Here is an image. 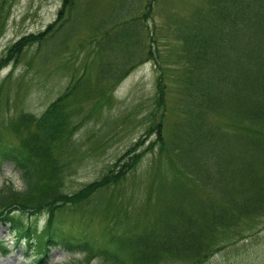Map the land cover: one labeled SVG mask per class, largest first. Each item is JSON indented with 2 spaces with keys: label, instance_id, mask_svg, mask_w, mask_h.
<instances>
[{
  "label": "trees",
  "instance_id": "trees-1",
  "mask_svg": "<svg viewBox=\"0 0 264 264\" xmlns=\"http://www.w3.org/2000/svg\"><path fill=\"white\" fill-rule=\"evenodd\" d=\"M82 1L63 0L57 18L46 30L27 34L7 48L0 58V68L3 64H16L31 45L42 47L59 33L74 28L75 12ZM200 1L202 3L188 15L178 10L170 12L168 6L163 9L166 26L180 47L181 91L179 97L168 101L167 83L160 75L156 96L160 116L153 113L155 123L146 137H154L146 149L158 156L167 154L172 160L179 159V163L178 168L169 172L176 175L170 183L175 205L170 206L172 199L164 202L162 213L153 218L149 231L134 237H113V245H110L57 224L60 211L63 214L75 208L80 212L93 207L102 192L123 181L146 154L145 150L141 151L140 140L93 182L73 193L60 192L62 170L52 160V148L58 139L72 135L65 106L70 92L55 99L41 117L24 115L27 121L29 116L38 121L37 132L29 130L17 137V145L0 147V164L10 162L21 171L30 196L29 200L23 199L10 185L1 189L0 218L11 229L15 246H20L25 238V244L38 250L37 262H43L54 247L74 258L67 264H92L96 260L100 261L97 264H169L172 258L205 264L228 246L217 238L223 227L230 229L234 224L264 217V0ZM137 2L139 0H118L108 18L110 27L104 29L107 24L100 22L98 32L94 31L102 35L99 42L110 45L142 38V29L148 27L145 17L153 11L154 0L145 3L143 11L130 14L136 11L133 7ZM148 34L155 46L156 30L150 28ZM154 52L150 47L147 55L153 56ZM170 107L178 114L171 125L172 131L166 124ZM218 110L227 111L226 117L232 122L226 128L228 131L210 123ZM26 120L18 121L12 129L19 130L27 124ZM43 132L54 138L41 147ZM64 134L66 137L61 136ZM24 147H32V151ZM37 158L38 163L41 162L39 169L46 174L35 187L37 168L33 164ZM252 167H258V171H249ZM158 171L163 179L166 169L160 170L158 164ZM202 175L208 184L221 188L227 204L225 211H219L211 203L204 204L193 195L190 189L196 187ZM188 199L193 204L191 209L183 205ZM28 209L32 217L47 211L42 231L15 215L17 211ZM258 231L260 228L251 227L249 233L239 235V240ZM0 249L6 253L8 244L0 242Z\"/></svg>",
  "mask_w": 264,
  "mask_h": 264
},
{
  "label": "rangeland",
  "instance_id": "rangeland-1",
  "mask_svg": "<svg viewBox=\"0 0 264 264\" xmlns=\"http://www.w3.org/2000/svg\"><path fill=\"white\" fill-rule=\"evenodd\" d=\"M62 1L0 0V58L21 37L46 30L57 18ZM117 2L83 0L75 12L74 28L59 33L42 47L31 45L22 52L16 64L7 63L0 68V147L17 145V137L29 130L37 132L39 123L33 120L34 117H41L55 99L70 92L65 98V106L72 135L58 139L52 148V160L62 170L60 192L73 193L93 182L141 140V151L145 150L146 154L143 153L139 166L123 181L102 192L93 207L80 212L74 208L58 213L57 224L62 228L77 234L86 233L100 243L110 245H113V237H134L149 231L153 218L162 213L165 203L172 199L170 206L175 205L170 183L176 175L169 172L178 168L179 159L172 160L167 154L158 156L147 148L148 152L146 147L151 145L154 136L148 138L146 135L155 123L153 113L158 115L160 110L156 106L160 75L167 83L168 101L172 102L181 91L180 47L166 26L163 9L168 6L170 12L178 10L188 15L192 8L202 3L200 0H154L153 11L145 17L148 27L142 29V38L107 45L105 41L99 42L102 35L95 32H98L100 22L107 24L104 29L110 27L108 18ZM148 2L139 0L133 7L136 11L130 14L143 11ZM150 28L156 30L158 42L155 46L149 38ZM150 47L155 52L149 57ZM176 112L170 107L166 113L169 128L177 120ZM217 112L210 123L228 131L226 128L232 122L226 117L227 111ZM26 114L34 117L29 116L27 121ZM21 120H26L27 124L19 130L12 129ZM46 134H42L41 147L53 141L54 135ZM66 142L67 146H64ZM24 150L31 152L32 147H24ZM38 161L37 158L33 164L37 168L35 187L39 178L46 174L39 169L41 162ZM157 162L160 170L166 169L163 179ZM249 171H258V167ZM202 177L197 180L196 187L190 189L193 195L204 204L211 203L212 207L225 211L227 204L221 188L216 184L211 186L204 175ZM176 181L181 185L178 179ZM7 185L29 200L21 171L14 164L3 162L0 164V191ZM23 199L21 201L27 202ZM183 205L189 209L193 206L189 199ZM15 215L24 222H32L38 231L45 228L48 218L47 211L32 217L29 209L17 211ZM251 227L260 228V231L239 240V235L249 233ZM221 231L217 238L228 246L205 264H264V217L234 224L230 229L223 227ZM12 239L11 229L0 218V242L8 244L9 248L8 254L0 253V264H67L74 259L61 249L51 247L48 257L39 263L35 257L38 250L24 244L25 238L19 247L11 246ZM99 262L96 260L92 264ZM169 264H191V260L172 258Z\"/></svg>",
  "mask_w": 264,
  "mask_h": 264
}]
</instances>
